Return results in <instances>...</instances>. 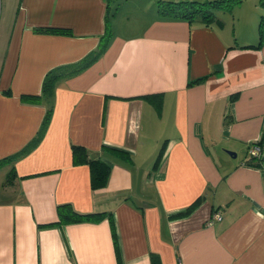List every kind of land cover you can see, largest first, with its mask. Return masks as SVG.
I'll return each instance as SVG.
<instances>
[{
  "label": "crops",
  "instance_id": "crops-1",
  "mask_svg": "<svg viewBox=\"0 0 264 264\" xmlns=\"http://www.w3.org/2000/svg\"><path fill=\"white\" fill-rule=\"evenodd\" d=\"M163 1L188 0H136L120 14L117 2L106 50L61 80L42 139L13 158L46 110L20 96L98 47L106 2L0 0V264H151V253L161 264H264V143L248 164L264 141V43L243 47L258 40L254 17L238 35L218 11L187 20L161 14ZM72 144L109 165L105 186L91 188ZM64 203L104 216L58 224Z\"/></svg>",
  "mask_w": 264,
  "mask_h": 264
},
{
  "label": "trees",
  "instance_id": "trees-1",
  "mask_svg": "<svg viewBox=\"0 0 264 264\" xmlns=\"http://www.w3.org/2000/svg\"><path fill=\"white\" fill-rule=\"evenodd\" d=\"M115 0H105L106 2V14H105V31L100 37L99 45L96 49L88 52L81 59L55 66L48 70L43 77L41 91L39 94H22L20 99L23 102H29L34 104L46 103V110L43 116L42 122L31 140L27 142L25 146L17 153L10 157L18 158L29 153L37 143L42 139L49 125L53 104L51 99L54 95L56 86L61 80L75 75L94 63L106 50L113 35V30L110 25V17L113 16L117 9V3L113 7ZM160 1V0H159ZM242 0H188V1H163L159 7V12L164 15H170L174 17H182L187 20L194 18H201L206 22L213 20L216 11H230L233 6L240 3ZM260 4H264V0L260 1ZM37 32L42 33H54L71 35V31L67 28L56 27H36ZM258 40L255 44L244 45L243 47H260L264 43V14L260 15L258 22ZM150 96V95H148ZM264 141H255L253 144H257L262 147ZM249 152V151H248ZM72 160L74 164H87L90 171V186L92 189H98L105 186L109 176V165L100 158L89 157L88 149L82 145H71ZM250 154V153H249ZM162 155V147L159 150L157 158ZM252 159H256V162H248V164L258 165L261 162L260 152L256 155L250 154ZM3 160H0V165ZM198 200L190 204L185 210L173 214V216H184L191 212V210L197 205ZM104 216V212H78L72 208L68 203L57 205V222L58 224H64L68 222L79 221H93L98 220ZM151 264H161V261L157 254L151 253Z\"/></svg>",
  "mask_w": 264,
  "mask_h": 264
},
{
  "label": "rangeland",
  "instance_id": "rangeland-1",
  "mask_svg": "<svg viewBox=\"0 0 264 264\" xmlns=\"http://www.w3.org/2000/svg\"><path fill=\"white\" fill-rule=\"evenodd\" d=\"M134 1L136 0H128V3L123 4V0H115L114 3H119V7L118 10L120 11L119 14L121 12H127V8L129 6V4L131 3L130 10H134V7L136 8V4L134 3ZM253 1L251 0H245L242 4H237L233 7L232 10L230 11H218L216 12V15L218 17L221 16H225L224 18H226V20H228V24L226 26L227 30H229L231 33L235 30L236 28V34L240 35L242 33V29L244 26L247 27L248 25V20L251 19V17H254V20L252 21L254 25V28L257 29L258 26V22H259V16L260 14L258 13L257 9L253 7L252 3ZM133 3L135 4V6L133 5ZM125 7L122 9V7ZM149 8L147 7V10ZM133 15H131L132 17ZM251 25V24H250ZM249 27V26H248ZM160 143V142H159ZM159 143L156 144V148H158ZM221 146L224 144H220ZM223 149V148H222Z\"/></svg>",
  "mask_w": 264,
  "mask_h": 264
},
{
  "label": "built area",
  "instance_id": "built-area-1",
  "mask_svg": "<svg viewBox=\"0 0 264 264\" xmlns=\"http://www.w3.org/2000/svg\"><path fill=\"white\" fill-rule=\"evenodd\" d=\"M248 151H249L250 154L256 155V154H258L260 152V147L257 144H253L252 146H250ZM215 216L217 218L219 217L218 214H215Z\"/></svg>",
  "mask_w": 264,
  "mask_h": 264
},
{
  "label": "water",
  "instance_id": "water-1",
  "mask_svg": "<svg viewBox=\"0 0 264 264\" xmlns=\"http://www.w3.org/2000/svg\"><path fill=\"white\" fill-rule=\"evenodd\" d=\"M230 153V152H229Z\"/></svg>",
  "mask_w": 264,
  "mask_h": 264
}]
</instances>
